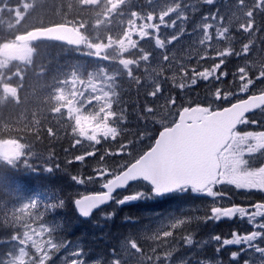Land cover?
Segmentation results:
<instances>
[{"label":"snow or ice","instance_id":"6c2138e0","mask_svg":"<svg viewBox=\"0 0 264 264\" xmlns=\"http://www.w3.org/2000/svg\"><path fill=\"white\" fill-rule=\"evenodd\" d=\"M77 2L79 9L101 4V0ZM106 2L108 7L99 19L97 12L89 18L78 11L71 19L39 21L24 32L10 31L12 42L0 36V105L11 101L19 107L28 96L25 81L29 67L34 65L37 42H63L95 62L90 69L73 66L54 76L50 84L42 85L47 94L35 111H28L30 119L23 126L15 127L18 120L0 116V223L11 230V235L0 238V243L12 245L0 256V264H51L54 256L69 246L70 241L57 235L59 225L46 223V215L54 216L65 206L63 194L53 188L36 190L29 181L45 173L69 174V165L84 164L97 156L90 174H69L77 185L98 182L101 189L73 200L83 218H90L94 210L109 202L121 206L153 197L171 199L188 194L212 201L202 216L179 218L170 212L164 218L168 223L161 222L155 231L129 233L120 242L119 250L112 249L111 258L99 264H129V258L135 264H174L178 243L197 250L215 245L213 256L195 257V253H189L180 258L179 264H225L220 257L230 246H235V250L228 253V264H264V200L249 201L246 206L222 203L231 201L223 190L225 186L264 194V124L249 119L256 110L264 114V56L251 63L245 60L234 71L222 70L227 67L228 58L248 57L255 47V35L264 31L262 22L256 19L258 14L264 17V0H233L227 17L219 8L205 13L192 30L200 33L193 67L179 62L175 51L169 52V46L191 34L186 26L199 10L195 4L166 0L159 10L144 12L131 10V0ZM202 2L213 6L216 0ZM38 6L39 0H16L14 6L11 0H0V13L23 12V23ZM234 22L238 25L235 31L249 37L247 43L241 42L239 50L230 43ZM162 28L171 29L172 34L161 33ZM144 40H153L159 50L155 67L151 66L153 52L140 46ZM220 41L229 43L221 48L216 46ZM206 60L214 63L204 67L202 62ZM141 72L143 75L138 74ZM168 72L172 73L170 77L165 75ZM44 74L42 68L36 73ZM229 76L231 84L225 87L222 82ZM124 81L134 86L138 98L143 96V102L137 105V117L146 125L159 124L160 128L147 150L136 154L135 144L148 133L140 132L136 139L123 141L128 134L127 105L122 99ZM200 82L207 85L206 95L203 100L193 99L191 89ZM165 83L171 86L167 94ZM252 89L256 92L252 93ZM162 111L164 118L157 121ZM58 121L67 122L64 132L71 137V149L85 141L91 149L66 159L63 167L54 150L46 155L35 150L45 134L50 140L58 139L61 129L49 126ZM249 124L261 130H241V126ZM105 142L115 145V150L105 148L101 153L97 146ZM69 151L64 149L66 154ZM117 156L129 159L110 166L107 159ZM139 181L148 186L147 191L135 190L118 198V190ZM112 216L114 213L107 214L104 219ZM236 218L246 221L251 231L234 229L227 236L216 234L202 241L195 239V230L189 231L194 221L206 224ZM125 222L136 223L131 219ZM177 231L188 234L176 237ZM148 241L156 246H150L146 254L142 244ZM84 257L83 248H78L63 264H87Z\"/></svg>","mask_w":264,"mask_h":264},{"label":"trees","instance_id":"16d2710c","mask_svg":"<svg viewBox=\"0 0 264 264\" xmlns=\"http://www.w3.org/2000/svg\"><path fill=\"white\" fill-rule=\"evenodd\" d=\"M230 1L233 2V0ZM227 3L228 2H226V4ZM39 4L41 6H38L34 11L30 12L26 17L27 21H29V27L31 25L38 23L39 21H44L45 23H47L49 21L62 19V17L66 19H71L72 14L75 15V13L78 11H82L85 14V16L89 18H91V14L94 13V8L79 9L77 0H39ZM69 5H72V8H69ZM256 19L262 21L261 18L259 17V14L257 15ZM10 31L16 32L17 29H15L14 26H11V23L9 24V22L0 23V36L3 37V40L13 37L8 34ZM233 32H236L235 29L233 30ZM34 46L37 48L38 51L36 53V56L34 57V65L30 66L28 69V75L25 81V84L27 85L26 92L28 93V96L26 97L25 100L22 101L19 107L14 105L11 101H7L5 102V104L0 105V116L7 118L9 121L14 119L20 122L14 125L15 127L23 126V122L26 121L27 119H30V117L28 116V111H35L39 100L43 99L46 96L47 94L46 89H44L42 85L50 84L54 76H60L64 71L68 70L73 66H76L77 64H87V66L90 67L93 66V60L78 55L76 50L72 46H69L67 44H63L55 41H40L35 43ZM85 58L87 61L85 60ZM195 60L196 57L191 58L187 66L188 67L195 66L196 65ZM202 64L204 67H209L213 64V61L206 60L203 61ZM41 68L44 69L45 74L43 76H37L36 73L39 72ZM122 84H124L123 86H126V88L122 86L124 89L122 94V99L127 105V113L129 114V118H128L129 122L126 124L127 127L126 129L128 134L124 136L123 141L127 142L128 140L136 139V134L140 132L148 133V136L145 137L143 141H137V143L135 144V147L133 148V154H136L137 152L145 151L147 149V146L154 141L155 136L158 134L160 128H159V124L153 125L149 123L144 128H148L150 125L152 127V130L130 129L131 127H134L135 122L139 120L134 115V112L138 109V107L132 104V101L137 100L138 104H141L143 102V96L141 94V96L138 99L137 93L136 91H134L135 89L133 90L132 86L130 87L127 81L122 82ZM227 85L228 84H224L225 87ZM170 87H171L170 84H168L166 91H168ZM206 87H207L206 84L200 83L197 87L192 88L193 89L191 90L192 98L196 99L198 97L199 99L203 100V98L206 95ZM21 95L23 97L24 93H22ZM259 113H261L260 110L251 114L250 117H254L256 114ZM162 115L163 112H161V114L158 115L156 118ZM49 126H53L54 128L59 127L61 129L58 139L50 140L45 134L42 141L36 145L35 150L45 155L49 151L54 150L57 156L59 157V162L61 163L62 167L66 159H70L73 155L82 154L83 151L86 149L91 150L89 148L88 142L86 141L82 143V145L78 146L76 149L70 148L72 142L71 137L66 136L64 132V129L67 127L66 121H58L57 123H54L53 125H49ZM97 148H99L100 152L102 153L105 148H111V150L114 151L115 145L109 142H105L102 145H98ZM64 149H70V151L66 154L64 152ZM98 158H99L98 156L95 158H88L84 162V164H81L79 162L73 163L72 165L68 166V173L75 174L78 171H83L87 174H90L91 168L96 166V160H98ZM128 159L129 157L127 156L109 157L107 159V163L110 166L111 165L118 166L120 163H123ZM69 174H65L63 171L57 172L55 174L45 173L39 177H33L29 181V183L30 186L34 187L36 190H42L45 188L57 189L63 194L64 198L66 199L65 206L62 209H59L54 216L51 214L46 215V220L50 221L48 222L50 225L53 224L59 225V227L57 228V235L59 237L70 242H77L79 239H82L83 241H88L92 238V235H89V233H87L88 229L83 224L89 221L88 225H91L92 228L99 224L104 228V227H108L109 224L107 221L99 222L97 220L100 219L99 217L82 219L78 215L74 207L73 200L77 196H79L78 190H83L87 188H97L99 187V183L97 182L93 184H86L84 186L77 185L70 180ZM139 182H135V184ZM26 194H30V193H26ZM245 194L246 195L244 196L245 197L244 202H246L248 199L251 198L253 199V202L264 200V194H261L259 192H254L253 196H251L247 192H245ZM188 196L189 195H187V197ZM183 197L184 196H180L172 199L159 198L158 203H156L155 206H164L163 213L166 214L169 212L170 209H172L171 205L173 206V204H176V206L180 208V206H182V201L184 200ZM233 202L235 203L236 199H234ZM143 205L144 202L141 203L138 202L132 206H126V207L123 205L118 215L114 218V224L116 226V230L112 231V229H109L108 234L110 233L129 234L133 232L134 229L131 230L130 226L124 228L122 224H120L119 220L123 219V212L126 213L128 217L138 218L140 215L138 214V211L135 210V208L137 207L139 208V206L145 207ZM116 206L117 204L112 202L109 205L97 209L93 214V216L96 213L97 215L99 214V216H102L104 215V213L110 212L109 208L111 207L114 208L113 211L115 212ZM2 219H3L2 216H0V220ZM242 222L243 221L238 218L233 220H222L214 227V233L220 234L222 236H227L234 229L242 230L243 226L238 224ZM95 223L97 224L95 225ZM94 231L96 234L101 235V233L103 234L104 230L95 229ZM10 235H11V230L4 227L3 224L0 223V238H8ZM95 238L100 239L101 236ZM11 247L12 245L8 243H0V256H2L4 253L9 251ZM94 250L97 249L94 248ZM226 254L227 257L223 258L222 259L223 261L229 260L228 252H226ZM198 256L199 255H195V257Z\"/></svg>","mask_w":264,"mask_h":264},{"label":"rangeland","instance_id":"374dc122","mask_svg":"<svg viewBox=\"0 0 264 264\" xmlns=\"http://www.w3.org/2000/svg\"><path fill=\"white\" fill-rule=\"evenodd\" d=\"M165 2H166V0H135V1L131 0L132 6H133L131 10H141L142 9L144 12L150 11L152 8H156L157 10H159V7L162 6ZM169 2H170V0H169ZM182 2L184 4H186V5L195 4L196 7L199 10L195 11L194 15H192L191 11L189 12V15H192V19L189 20L186 28H187V31L190 32L191 34H185L184 36H182L180 38V40L175 42L173 45H170L169 46V52L171 53L172 51H175L178 61L182 62V63H185L187 65L191 58H195V54L199 50L198 37L200 36V33L196 32V31H192L196 27L197 21H199L201 19V17L205 13L215 11L217 8H219L221 13L224 14L227 17V14H228L229 9H230V7H231L233 2L230 1V0H227L228 3L226 4V0H224V1L223 0H216L215 5H213V6H209L207 4H204L202 2V0H182ZM11 3L14 6L15 3H16V0H11ZM113 3H116V0H113ZM107 7H108V5H107L106 0H101V4L97 8H94V12L98 13V15L96 17L97 19L102 18L103 12L106 10ZM124 10L128 11L129 9L125 8ZM22 16H23V12H21L19 14H16V13H11V12H8V11H4V12L0 13V23H2V22L8 23L9 22V24L11 23V26H14V27H15V25L18 24L19 28L18 29L15 28V29H17L18 32H23L27 28H29V21H27V19L25 18L23 20V23H20V18ZM259 17L261 18L262 21H259V20H257V21L258 22H262L261 26H264V17H262L261 15H259ZM124 19L126 20L127 18L124 17ZM236 26H238V25H235V22H234V29H235ZM161 33H164V34H167V35H171L172 31H171V29L162 28L161 29ZM230 36L232 37L230 43H231L232 46L234 45L233 47L236 48L237 50H239V48L241 46V42L247 43L248 39H249V37H247L246 34H238V33L233 32V31L230 33ZM13 39H14V37H10V38H7L5 40H7L8 42H12ZM262 41H264V31H261V32H259V33H257L255 35V47L252 49V51H251V53H250V55L248 57H244V58H241V59H237L236 57L228 58L227 67L222 69V70L231 72V71L235 70V67L237 65H242L245 60H247L249 63H251L254 59H258L259 57L264 56V42H262ZM2 42L3 41H0V43H2ZM235 42H236V45H235ZM214 43H216V42L214 41ZM228 43H229V41H220L216 46L222 48V47L227 46ZM140 46L144 47L146 50H150V51L153 52L154 59H153V61L151 63V66L155 67V65L157 63L155 57L159 54V50H157L155 48L154 41L153 40L141 41L140 42ZM212 55H214V53H212ZM85 60H86V58H85ZM195 62H196V60H195ZM215 62H218V61H215ZM94 63L95 62L93 61V64ZM213 63H214V61H213ZM77 65L87 66V64H77ZM87 67L89 69L91 68L90 66H87ZM142 68H143V66H142ZM138 74L139 75H143V72L138 73ZM165 75L170 77L172 75V73L168 72V73H165ZM200 83L206 84L205 82H200ZM222 84L223 85L224 84H228V85L231 84V76H229L226 81H223ZM123 85L124 84H122V86ZM167 85H168V83L164 84V88H165L166 94H167V91H166ZM123 87L126 88V86H123ZM258 87H259V85H257V88ZM132 89L133 90L135 89L134 86H132ZM191 90H193V89H191ZM195 91H197V90H195ZM254 92H256V89H252V93H254ZM160 103H162V101H160ZM132 104L137 106L138 105V101L137 100L132 101ZM139 110L140 109L138 108L134 112V115L136 117H137L136 112L139 111ZM164 115H165V113L163 112L162 116L156 118L157 121L163 119ZM128 118H129V114L127 113V123L129 122ZM137 119H139V118L137 117ZM249 119H255V120L261 122L262 124H264V114H262V113L256 114L254 117H250V115H249ZM145 126H146L145 122L143 120L139 119V120H137L135 122V126L131 127L130 129L152 130V127L150 125H149L148 128H144ZM241 130H243V131H250V130L259 131L261 129L259 127H256V126H253V125L249 124V125H243ZM147 187L148 186L146 184H144L143 181H141L139 183L133 184L130 187H128L126 189V191H127L126 194H132L135 190H145V191H147ZM98 188L99 187L78 190V193H79V195H82V194L88 193L90 191H96V190H98ZM223 190L227 191L228 194L231 196V201H227L226 200V201L222 202L224 205H225L226 202H229L230 204L233 203L232 198H233V196H239L238 191L247 192L245 190H236V189H234V188H232L230 186H225V188ZM119 196H122V194H119ZM158 199L159 198H157V197H153L151 199L144 200V205L143 206H145V209H143L142 206H139V208L141 210V212H139L140 215L147 217L148 215L156 214L157 208L160 209L162 212H164V206L153 207V206H155L156 203H158ZM183 199H186V196H184ZM134 202L141 203V201H134ZM196 202L197 203H192L191 201H188V202L184 201V203L182 204V206H180V208H178L176 206V204H173L172 209H170L169 212L166 215H159V217L156 218L155 221H157V223L158 222L159 223L163 222L166 225L168 223V221L166 219H164V218L167 217L170 212L176 213L179 218H187L189 216H188V214H185V213L183 214L184 211H188L189 209H194V210L200 209V208H202L204 202H206L207 205H211V203H212L210 198L206 199V200H204V199L197 200ZM122 206L123 205H121V206L117 205L115 207V212L113 211L114 208L111 207V208H109L110 212L104 213V215H102V216H99V214L97 215V213H96L92 217V218L99 217L100 219L96 218L99 222L100 221H107L108 224H109L108 227H104V228L99 224V225L91 228L92 232H90L92 237H98V236L102 237V240H100V242H99L100 243L99 246L105 252L110 253L112 249L119 250V244L123 240V238L125 237L122 234L120 236L118 234L117 235L114 234L116 236V238L113 240V239H111V236H110L112 233L108 234L109 233V229H112V231L116 230V226L114 224V218L118 215V213L120 212ZM226 206H229V205H226ZM110 213H114V216H112L111 219H104V216L107 215V214H110ZM129 219H131V217H128V215L125 213V218H123L122 223H120V224H122L123 227H129V226L132 227V229H134L133 232L136 231L137 233H141L145 229H147V226H148V224H147L148 223L147 222L148 219L147 218L140 219V221L136 222V223H126L125 221L129 220ZM48 222H50V221L46 220V223H48ZM245 222L246 221H243L242 223H245ZM97 223H95V225ZM120 224H119V226H120ZM84 226H88L89 227L88 224L87 225L84 224ZM95 229H97V230L98 229H101V230L103 229L104 230L103 234L102 233H101V235L96 234L95 231H94ZM248 231H251V229H249ZM177 234H179V236H180V233L177 232ZM142 247H144V249L146 251V254H147L148 251L150 250V246H148V243L142 244ZM151 247H155V246H151ZM78 248H79V245H77V242H71L66 249H62L59 254H56V256H54L53 262H51V264H63V261L65 259H68L71 256L72 251H74V250H76ZM177 248L179 249V251H177L176 254H175L174 264H179V259L181 257H184L187 254V252L195 250L194 248H186V247L180 246V245H178ZM88 249L89 248H87V249L84 248L83 250H84V252L89 254L91 251H88ZM158 254H161V253H158ZM213 254H214V252H212V251H206L203 255L211 257V256H213ZM199 256H202V255H199ZM223 258H226L225 251H224V253L221 254L220 259H223ZM100 261H105V262L107 261V259H105V254L104 253H101V254H99L97 256L93 255L91 257V259H89L87 261V264H99ZM224 262H225V264H228V261L224 260ZM129 264H135V260L129 258Z\"/></svg>","mask_w":264,"mask_h":264},{"label":"flooded vegetation","instance_id":"af4514ba","mask_svg":"<svg viewBox=\"0 0 264 264\" xmlns=\"http://www.w3.org/2000/svg\"><path fill=\"white\" fill-rule=\"evenodd\" d=\"M135 184V183H134ZM131 185H133V184H130L128 187H130ZM127 187V188H128ZM127 193V191L125 190V191H118V193H117V196L119 195V194H122V195H125ZM248 194H250L251 196H253V193L254 192H251V193H249V192H247ZM238 194H239V196H233V198H232V201L234 200V199H236V202L235 203H237V204H242V205H247V203L249 202V201H252L253 202V199L251 198V199H248L246 202H244L245 200H244V196L246 195L245 194V192H241V191H238ZM189 196L187 197V195H184V196H186V199H184L183 201H182V204L184 203V201L185 202H188V201H191L192 203H197L196 201L197 200H201V199H204V200H206V199H209V198H198V197H194V196H192L191 194H188ZM162 198V197H161ZM141 202H144V200L143 201H141ZM256 202H258V201H256ZM112 203V202H111ZM136 203H138V202H132V203H128V204H125L124 206L126 207V206H132V205H134V204H136ZM234 203V202H233ZM226 205H229L230 206V203L229 202H226L225 203V206ZM211 205H207L206 204V202H204L203 203V206H202V208H200L199 209V211H196V210H194V209H189L188 211H184L183 212V214L185 213V214H188V216L189 217H191V216H202L203 214H204V212L207 210V208L208 207H210ZM153 207H158V206H153ZM171 207H173L172 205H171ZM143 209H145V207H143ZM135 210H137L138 211V214L140 215V213L139 212H141V210H140V208H135ZM93 214H94V212H93ZM93 214H92V216H93ZM167 214V213H166ZM165 213H163L160 209H158L157 208V211H156V214H152V215H148L147 217L145 216V217H142L141 215L138 217V218H131L132 220H134V221H136V222H139L140 221V219H145V218H147L148 219V226H147V230H149V232H152V231H155L157 228H159L160 226H161V223H157V221H155V219L156 218H158L159 217V215H166ZM92 216L90 217V218H92ZM90 218H88V219H90ZM123 218H125V213H123ZM122 220L123 219H120L119 220V222L120 223H122ZM89 222H86L85 223V225H87ZM218 223H215V222H208V223H196L195 221L189 226V231H191V230H195V232H196V236H195V239L197 240V241H202V240H207L208 239V237H210V236H214V235H216V233H214V227L217 225ZM238 224H240V225H242L243 227H242V230H240V231H248L249 229H251L250 228V226L245 222V223H238ZM84 225V224H83ZM90 227V228H89ZM89 227L88 226H86V228L88 229V231H87V233H89V235H91V233L90 232H92V230H91V225H89ZM124 228H126V227H124ZM131 228V230H132V227H130ZM165 230H169V229H167V228H165ZM178 233H180V235H187L188 234V231H185V232H183V233H181V232H179V231H177ZM177 232L174 234L176 237H179V234H177ZM131 233H137L136 231L135 232H131ZM115 234V233H114ZM111 234L110 236H111V239H115L116 238V236L115 235H124V236H126V235H128V233L127 234H124V233H117V234ZM90 240H92V241H90ZM90 240H88V241H83L82 239H79L78 241H77V245H79V248H85V249H87V248H89L88 249V251H91L89 254H87L86 252H84L85 253V257H84V259H86L87 261L89 260V259H91V257L93 256V255H95V256H97V255H99V254H101V253H104L105 254V259H110V255H109V253L108 252H105L103 249H101L100 248V246H99V242H100V240H102V237L100 238V239H96L95 237H92ZM148 243V246H156L155 244H153L151 241H148L147 242ZM178 245H180V246H183L182 244H176L175 245V248H177V246ZM94 248L95 249H97V250H94ZM214 248H215V245L214 244H209V245H207L206 247H204L202 250H197V249H195L194 251H189V252H187V253H195V255H203L206 251H212V252H214L213 250H214ZM171 250H174V249H171ZM232 250H235V246H230L228 249H226V250H224L225 251V254H226V252H230V251H232ZM224 251H223V253H224ZM162 254V253H161ZM188 254H186L185 256H187ZM184 256V257H185ZM226 257H227V254H226ZM228 259H229V257H228ZM180 260V259H179Z\"/></svg>","mask_w":264,"mask_h":264},{"label":"water","instance_id":"95a60500","mask_svg":"<svg viewBox=\"0 0 264 264\" xmlns=\"http://www.w3.org/2000/svg\"><path fill=\"white\" fill-rule=\"evenodd\" d=\"M60 43H63V42H60ZM63 44H65V43H63ZM250 94H252V93H250ZM243 98H246V97H243ZM256 111H258V110H256ZM255 111V112H256ZM252 114V113H251ZM158 135V134H157ZM147 150V149H146ZM101 189L99 188L98 190H96V191H100ZM125 190V189H124ZM96 191H90V192H88V193H85V194H83V195H87V194H90V193H93V192H96ZM118 191H122V190H118ZM110 203V202H109ZM108 203V204H109ZM108 204H106V205H108ZM106 205H103V206H106ZM103 206H101V207H103ZM100 207V208H101ZM99 209V208H98ZM97 210V209H96ZM95 211V210H94ZM80 216V215H79ZM81 217V216H80ZM83 218V217H82ZM84 219H87V218H84Z\"/></svg>","mask_w":264,"mask_h":264}]
</instances>
